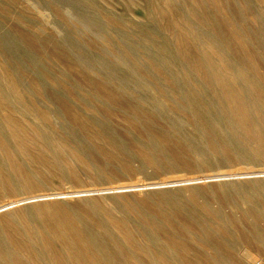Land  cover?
I'll use <instances>...</instances> for the list:
<instances>
[{
    "label": "bare ground",
    "instance_id": "obj_1",
    "mask_svg": "<svg viewBox=\"0 0 264 264\" xmlns=\"http://www.w3.org/2000/svg\"><path fill=\"white\" fill-rule=\"evenodd\" d=\"M148 1L155 5L156 0ZM158 1L162 2L161 16H154L151 9L147 16L164 17L168 34L104 10L105 23L115 26L118 33L114 38L101 34L99 40L107 43L112 53L102 60L83 54L89 58L83 68L88 72L98 69L105 81L96 85L110 97H140L133 85L151 86L150 78L160 88L155 96L168 99L174 110L185 114V119H163L165 126L160 123L162 111L148 104L137 106L122 115L128 125L124 135L129 140L111 120L115 110L107 102L110 97L99 99L107 112L101 117L93 111L72 110V102L61 90H52V96L82 128L62 120L59 125L64 132L59 137L38 128L30 130L18 113H35L50 121L54 110L38 105L37 96L43 88L51 87L47 81L54 86H72L83 97L97 99L98 95L73 83L67 70L54 63L57 58L68 70L76 68L77 57L69 52L67 42L42 37L56 57L41 59L25 53L19 37L10 32L0 34V84L18 98L11 99L0 91V150L6 155L0 159V196L27 195L0 204V264H264V73L260 69L264 64V0H256L258 8L253 0H241L242 7L229 18L224 16L227 0L216 4L208 0ZM16 2L0 0V24ZM28 5L46 19L55 12L60 20L74 22L57 0H28ZM15 15L28 24L33 22L24 12ZM247 15L259 24L258 30L245 23ZM127 23L132 37L142 40L134 41L132 47L144 52L148 45L156 56L145 52L147 62L136 58L124 42L125 34L119 35ZM21 36L23 42L33 45L43 41L24 29ZM97 43L98 39L92 42L93 46ZM94 65L109 72L103 75ZM123 65L136 71L133 84L130 78L122 81L124 72L119 67ZM15 68L33 78L34 91L22 84ZM90 76L92 80L95 77ZM21 100L28 108L17 107ZM63 109L58 113L64 114ZM187 124L194 134L186 131ZM84 136L96 139V143ZM30 140H35V146ZM225 163L237 168H232L235 174L263 167L262 174L233 176L238 180L223 176L229 180L216 179L218 186L194 183L188 196L178 187L146 188L143 196L115 191L119 204L108 199L103 203L96 197H81L75 204L68 198L81 195L66 199L61 195L66 191L41 192L50 186L80 182L82 168L93 181L102 183L145 173L148 167L154 172H173L220 168ZM126 186L116 184L114 188ZM209 189L212 196L204 198L202 194ZM25 199L33 200L20 203ZM225 203L231 205V212L222 208ZM136 230L143 239H138ZM158 234L164 235L165 241ZM186 237L196 247L184 240Z\"/></svg>",
    "mask_w": 264,
    "mask_h": 264
},
{
    "label": "rangeland",
    "instance_id": "obj_2",
    "mask_svg": "<svg viewBox=\"0 0 264 264\" xmlns=\"http://www.w3.org/2000/svg\"><path fill=\"white\" fill-rule=\"evenodd\" d=\"M57 1L63 5L64 13L66 10L65 15L67 14V16L70 17L74 22L68 21L66 20V18L60 20L59 16L55 12L53 13V16H51V18L46 19L37 10L33 9L32 7L28 5V0H17V2L14 3L13 6H11L9 14L5 16V18L1 21L0 34L10 32L13 35L19 37V40L22 43L21 47L22 49L25 50V53L27 54L31 53L33 56H36L41 59H46L47 57L54 59V56L56 57V52L53 50L51 44L49 42L45 43V41L42 38L48 35L50 37L49 40L51 42L58 41V40L67 42L69 44V52H71L75 57H77V60H75V63L77 64L76 68H70V70L67 69L68 67L66 63L63 62L61 59L56 58L54 60V63L57 65L59 69L67 70V74L70 76V79L73 83L80 85V86H84L89 91H94L98 95L97 99L92 96L83 97L80 93L74 91L72 86H54L53 84L47 81L48 85L51 87L46 88V89L43 88L44 89L43 93L37 96H38V105H45L46 107H50L51 109L54 110L52 112L53 114H52V118H50V121L45 122L43 120L44 117L40 116L39 114L27 112V114L23 116L20 113H18V115H20L19 116L20 118L26 119L24 121L27 124V126L30 127V130H33L34 128H38L42 130L44 134H50L51 136L57 135V137H59L60 135H63V132H64V129L59 125V123L62 120L69 122L74 127H79V128H82V127L80 126L79 123H73L72 114L67 113L66 110H64L62 107H60V105H58V103L52 96V93H53L52 90H61L66 95V97L72 102L71 103L72 110L80 111L81 109V110L93 111L98 116H101V117H104L107 114V112L102 107V103L101 101H99V99L101 98V99L106 100L107 99L106 97H110L109 93L106 92L105 89L98 88V86L96 85V83L101 84L103 81H105V79L99 75L100 72L99 73L96 72L98 70L97 68L95 69V71L92 70L93 72H88L83 68V65L85 63L87 64V61L89 59L88 57L83 55L84 52L90 53L91 55H95L99 60L106 58L109 53H112L110 51L108 44L103 42L102 40H99V37L101 34H105L110 38H114L116 37L118 31L115 28V26L107 25L105 23L103 11L104 10L109 11L118 17H123L126 20L133 19L135 21H140L141 23H144L145 25L151 27L154 30H157V31L161 30L162 32H164V34L167 33V29L165 25L166 19L164 17H161V19H157L158 18L157 16L160 17L161 16L160 12H162V6H161L162 2L160 3L158 0L155 1L154 6L148 0H135L137 1V4L130 3L128 0H57ZM215 1L217 2L221 0H208L210 4H216ZM227 1H228V8L226 9V11H224V16L226 15L229 18V17H233L236 15L237 10L242 7V1L241 0H227ZM253 3L255 4L256 8L259 7L258 2L256 0H253ZM262 4L264 6V3ZM261 6L262 5L260 4V7ZM149 9L152 10V14L156 16L157 18H154V17L150 18L147 16V12ZM19 12L26 13L28 16H30V19H32L33 22H31V24H28V22L17 18L15 13H19ZM244 21L248 26H250L254 30H258L260 28L259 24L255 22L249 15H247L244 18ZM23 29L27 30L28 32L38 35V37L41 38V40H43L44 42L41 41V45L40 44L33 45L31 42L27 40L23 42L24 39L21 36V31ZM121 29L123 33H119V35L125 34L124 42L126 43V45H128L133 50L135 56H137L136 58L144 59L143 57H147V56H144L146 55L145 52L148 55L156 56V51L154 50V48L148 45L144 49V52H141L137 50L135 47H132V44L134 41L136 40L142 41V40L137 39V37L135 38L132 37L131 35L132 28L129 23L126 24V27H123ZM164 36L166 37L168 35H163L162 37L164 38ZM95 39H98V43L95 46H93L92 42ZM143 61L147 62V59H144ZM94 67H98L103 75H107L106 72H109L106 68L102 66L100 67L99 65H94ZM121 67H119V69L122 72H124V75H122L123 77L122 81H124V78H128V79L130 78L131 79L130 84H133L132 81L136 79L134 75L137 76L136 71L132 69L131 67L129 69L128 66L123 65ZM261 67L262 68L260 69L264 73V64H261ZM14 71L15 73L18 74V78L20 79L23 85L29 86L30 89H33V88L35 89L36 87L35 82L33 81V78L28 73L22 74L19 72L18 68H15ZM90 75L95 76L93 77V80L90 79L91 77ZM147 80L149 81L151 86L143 87V86H139L138 84H135L132 87L134 92L138 93L140 97H132L130 99H124V98L115 99V98L110 97L109 99H107V102L110 105H113L114 110H115L112 113L111 120L117 128L116 130H118L120 134L122 135V137L126 140H129V137L127 135H124L128 125L123 121L122 115L127 113V111L134 110V108H136L137 106L148 104L149 106L155 107V109L162 111L164 118L160 120V123H162V125H165V126L167 125L163 121V119L166 121L165 118L174 119V117H179V119H185V114L184 113L182 114L179 111L174 110L169 104L168 99L164 97L158 98L157 96H155L156 95L155 92L160 91V88L158 89L157 87L158 82L150 78H147ZM102 85L104 84L102 83ZM261 85L263 86V89H264L263 81L261 82ZM0 91H2L3 94L8 96L9 98L18 100L16 93L13 90L4 88L1 84H0ZM209 92L213 93V90L209 89ZM17 107L28 108V106L24 104L23 100L18 101ZM60 108L63 109L64 114L58 113L57 110H59ZM216 112L219 114H222L220 109H218ZM31 124L33 126H31ZM77 130L82 131L83 129H77ZM192 130H193L192 126L190 124H187L186 131H188V133L194 134ZM83 139L91 143L92 142L96 143L95 141L96 139L94 141L92 139L88 140V136L87 137L84 136ZM34 141L35 140H30V143H33ZM33 145L35 146V143H33ZM4 152H5L4 150L2 151L0 150V159L6 158V155ZM69 157H72V156L69 155ZM134 163L137 164V161H135ZM232 168L237 170V168L234 165H230L229 163L223 164L220 168H211V169H207V167H201L200 169L183 168V169H179L173 172H167V171L166 172H154L152 168L148 167L145 173H138V174H133L130 176L119 177L118 179H115L114 181H106L102 183L99 181L97 182L93 181L92 180L93 177L91 176V174L82 168L80 170H81L83 178L80 177V182L78 183L68 182L66 184L63 183L59 187L50 186L46 190H43L41 192L49 193V192L66 191V193L61 194L63 197L66 196V199L68 198V196H71V195H81V196H73L72 198L71 197L68 198L70 199V203H75V204L80 203L81 197H96L100 199V201H102L103 203L106 202V199H108L107 202L109 203L119 204V201H121V199L119 198V196L116 195L117 193L115 191L126 190V192L128 193L130 192L134 193L133 195L143 196L144 195L143 193H146V188L147 190H158V189H168V188L178 187L183 191L185 196H188L191 193V190L189 189L191 184L196 183L201 187H207L210 185L218 186L219 182L216 179H222L224 178L223 176H225V178H233V176L239 177L241 176V174H243L242 176H245L247 173L251 174L252 172H253L252 175L247 174L246 176L260 175L262 173H260L259 171L262 170L263 167H256L254 169L253 168L241 169V171L243 170V172H245L246 170H249V171L251 170V171L245 172V173H238V174H235L234 172L235 170H233ZM222 169L223 171L224 170L230 171V173L226 171H224L225 173L224 172L222 173L221 172ZM239 170L240 169H238V171ZM204 176H207L209 178L207 177L205 178ZM216 176L217 177L220 176L221 178L220 177L217 178ZM191 178L194 180H192ZM204 179H207L208 181L205 182ZM239 179H245V178H239ZM225 180H229V179H225ZM232 180H238V179L233 178ZM155 181H157L158 183ZM133 182L135 185L132 184ZM137 183L139 186L136 185ZM116 184L117 186L118 185L119 186L127 185V186L125 188L119 187L115 189L114 187L116 186ZM84 188L86 190H84ZM94 188L97 190H95ZM77 192L79 193L76 194ZM105 192H108V193H105ZM87 194H91V195H87ZM202 195H204V198H208L206 195L212 196V190L209 189ZM26 196H27L26 194L19 195L20 198L26 197ZM54 196L55 195H50L48 197H54ZM19 197L17 196L16 197H13V196L12 197L10 196L1 197L0 196V204H3L4 202H7V201H12L14 199H20ZM46 197L47 196L45 197L42 196L41 198H46ZM31 200L25 199L19 202L24 203V202L31 201ZM213 203L216 206L219 205V203L215 201ZM222 208H224L226 213L231 212L232 210L231 205H229L228 203L223 204ZM2 209H5V207ZM136 235L138 239L140 240L143 239L140 235V232H138L137 230H136ZM158 235L160 236V238H162L165 241L164 235H160V234ZM184 240H186L189 244H193V241L189 237H186ZM193 247H196V245L193 244Z\"/></svg>",
    "mask_w": 264,
    "mask_h": 264
}]
</instances>
